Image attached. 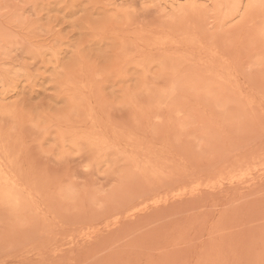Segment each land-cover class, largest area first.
<instances>
[{"label": "rangeland", "instance_id": "rangeland-1", "mask_svg": "<svg viewBox=\"0 0 264 264\" xmlns=\"http://www.w3.org/2000/svg\"><path fill=\"white\" fill-rule=\"evenodd\" d=\"M0 264H264V0H0Z\"/></svg>", "mask_w": 264, "mask_h": 264}]
</instances>
